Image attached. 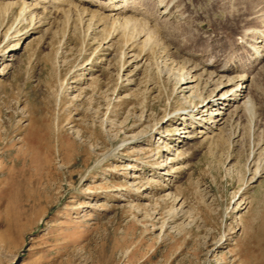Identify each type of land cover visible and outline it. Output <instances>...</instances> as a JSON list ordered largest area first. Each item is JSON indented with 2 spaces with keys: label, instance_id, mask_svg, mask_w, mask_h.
Listing matches in <instances>:
<instances>
[{
  "label": "rangeland",
  "instance_id": "374dc122",
  "mask_svg": "<svg viewBox=\"0 0 264 264\" xmlns=\"http://www.w3.org/2000/svg\"><path fill=\"white\" fill-rule=\"evenodd\" d=\"M5 1L0 264H264V56L239 38L264 42V0H175L165 19L137 0L146 43L94 6L33 22ZM211 57L255 69L253 102L204 135L179 78L210 97Z\"/></svg>",
  "mask_w": 264,
  "mask_h": 264
},
{
  "label": "bare ground",
  "instance_id": "6f19581e",
  "mask_svg": "<svg viewBox=\"0 0 264 264\" xmlns=\"http://www.w3.org/2000/svg\"><path fill=\"white\" fill-rule=\"evenodd\" d=\"M174 2L175 0H156L159 12L158 14H160V17H163L164 19L169 18L174 13ZM5 3L13 7L20 4L21 14L24 15V18H32V21L36 16L40 14L39 10L41 8L43 9V11H46V8H51L52 6L53 9H50V11L48 9L47 11L53 13L68 10L71 14L76 12L78 15H80L82 14L83 9L87 10L85 7L87 5H89L90 7H97L105 17H109L111 21H113L115 24H118L117 28H119L118 26L120 25H123L124 27H128L129 25V27H133L134 25L135 28L137 26L139 27H137L136 29L139 30L140 28H143V30L145 31L146 26L144 24H146V21H149L151 18L150 16L149 20L146 19V21H142L143 19H140L142 18V15L146 17L148 16L146 14V11L145 13L140 8V6H136L137 0H22L21 3L15 0H6ZM151 28L147 31V33L146 31H138V33L141 32L138 36L140 42L146 43L150 41L152 34ZM251 28L247 27L242 29L243 31L241 32L239 37L241 38V43L247 44L250 42L249 45H251L252 49L254 50V57L257 58L258 56H264V53H262V50L264 49V42L261 38L255 40L251 39ZM119 29H121V27ZM3 56H5V54ZM254 57L251 56L250 58ZM201 65L200 69H202V73L208 74V80L210 82L213 81L216 85L213 88L210 97H207L205 99V97H198L197 93L195 92L194 85H192L194 81V79H192V76H190L189 74L181 76L179 78V83H188V86L183 87L181 91L185 92L186 90H192V92L190 91L191 94L189 95V97L191 96L192 98H196L199 100L198 105L190 103L191 105L186 110L184 109L182 113H184L185 115L182 117V119H184L183 123L186 124V120H191L192 123H194L192 124L193 127H195L196 124L198 127H201L200 132H204V135H211L215 133L216 129L221 127V125L227 123V120L229 121L233 117L241 118L243 113L248 111L247 109L252 106L253 94L251 93L250 88H252V84L254 82L252 72L255 69L246 65H239L235 60L218 62L212 59V57L206 60L203 66ZM253 67L256 68V66ZM200 106L201 109H199Z\"/></svg>",
  "mask_w": 264,
  "mask_h": 264
}]
</instances>
